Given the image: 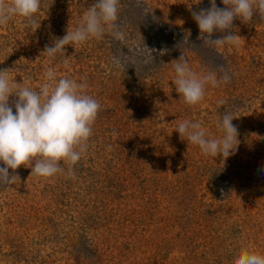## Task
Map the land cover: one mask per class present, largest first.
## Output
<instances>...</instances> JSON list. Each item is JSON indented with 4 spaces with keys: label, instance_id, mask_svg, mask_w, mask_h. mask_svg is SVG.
<instances>
[{
    "label": "rangeland",
    "instance_id": "1",
    "mask_svg": "<svg viewBox=\"0 0 264 264\" xmlns=\"http://www.w3.org/2000/svg\"><path fill=\"white\" fill-rule=\"evenodd\" d=\"M94 2L41 0L38 29L19 17L0 27V69L17 83L30 77L38 89L53 68L101 104L71 178L30 176L25 165L0 188V264H229L240 247L264 255V20L236 18L229 31L240 39L210 46L192 17L209 0H120L124 40L105 33L43 54ZM181 55L221 81L196 105L175 91ZM226 111L237 129L226 160L176 132L190 120L218 139Z\"/></svg>",
    "mask_w": 264,
    "mask_h": 264
},
{
    "label": "clouds",
    "instance_id": "2",
    "mask_svg": "<svg viewBox=\"0 0 264 264\" xmlns=\"http://www.w3.org/2000/svg\"><path fill=\"white\" fill-rule=\"evenodd\" d=\"M222 3L224 7L218 8L216 0H209V8L192 12L200 34H204V43L210 46L235 44L240 39L229 31L236 18L247 22L258 14L264 20V0H222ZM119 4L120 0H95L79 26L55 39L51 46L45 47L43 54L52 60L58 53H64L66 46L80 45L90 38L99 40L105 33L124 40L117 23ZM40 7L41 0H0V27L19 17L24 20L25 28L38 29L35 17ZM216 31L228 34L212 39ZM115 63L122 66L118 59ZM171 64L175 71V91L188 105L203 100L207 85L216 87L221 82L215 72L199 75L193 72L183 55ZM11 71L0 69V164L3 165L0 188L13 184L19 178L15 170L25 165L31 167L30 176L49 178L64 174L71 178L73 166L89 148L101 104L87 93L86 82L78 83L67 76L57 79L53 68L43 73L38 89L29 86L30 77L17 83L10 76ZM221 72V80L227 84L230 76L223 69ZM12 96L16 99L10 104ZM233 119L228 111L220 117L222 136L218 139L208 138L201 123L190 120L179 122L176 132L188 143L197 145L203 154L226 160L236 148L237 129L232 124ZM229 264H264V255L240 247Z\"/></svg>",
    "mask_w": 264,
    "mask_h": 264
}]
</instances>
